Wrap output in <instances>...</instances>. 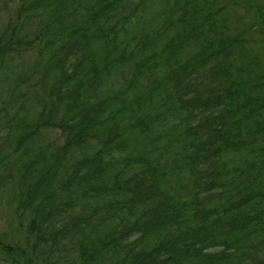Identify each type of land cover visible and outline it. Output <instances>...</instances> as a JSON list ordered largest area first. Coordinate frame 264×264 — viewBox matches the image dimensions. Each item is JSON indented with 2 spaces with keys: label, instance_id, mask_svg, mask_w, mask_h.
<instances>
[{
  "label": "trees",
  "instance_id": "16d2710c",
  "mask_svg": "<svg viewBox=\"0 0 264 264\" xmlns=\"http://www.w3.org/2000/svg\"><path fill=\"white\" fill-rule=\"evenodd\" d=\"M257 33L263 0H0V264H264Z\"/></svg>",
  "mask_w": 264,
  "mask_h": 264
},
{
  "label": "rangeland",
  "instance_id": "374dc122",
  "mask_svg": "<svg viewBox=\"0 0 264 264\" xmlns=\"http://www.w3.org/2000/svg\"><path fill=\"white\" fill-rule=\"evenodd\" d=\"M264 1V0H263ZM237 15L238 17H241L242 16V14H243V12L242 11H239V10H235L234 11V15ZM253 38H255V39H257V40H263L264 41V36H262L261 34H259V33H257V34H254L253 35ZM262 49H264V44L262 43V44H259V45H257V46H255V47H253L252 48V50H254V53L255 54H260L261 52H264V51H262ZM264 54V53H263ZM57 136V135H56ZM56 136L54 137V138H56ZM21 239V237L19 238V240ZM18 245V244H17ZM13 246H14V244H13Z\"/></svg>",
  "mask_w": 264,
  "mask_h": 264
}]
</instances>
